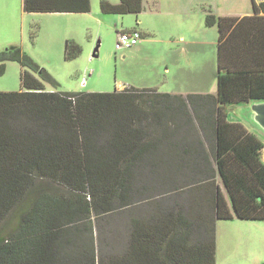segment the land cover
<instances>
[{"label":"trees","instance_id":"16d2710c","mask_svg":"<svg viewBox=\"0 0 264 264\" xmlns=\"http://www.w3.org/2000/svg\"><path fill=\"white\" fill-rule=\"evenodd\" d=\"M145 2L101 10L139 15ZM252 4L206 16L215 94L48 92L59 83L21 47L0 52L2 73L23 69L22 90L0 92V264H217L219 220H264V140L229 114L264 101V1ZM91 10L24 0L26 13ZM82 51L67 41L65 60ZM139 207L149 212L129 215Z\"/></svg>","mask_w":264,"mask_h":264},{"label":"rangeland","instance_id":"374dc122","mask_svg":"<svg viewBox=\"0 0 264 264\" xmlns=\"http://www.w3.org/2000/svg\"><path fill=\"white\" fill-rule=\"evenodd\" d=\"M99 0H93V15L101 13ZM164 12H175L160 23L163 27H174L180 22L181 27L197 32L199 46L177 43L178 52H168L165 29L158 27V34L154 36L153 44L139 45L128 50L127 58H123V51L116 49L117 29L135 26L134 15L117 16L105 15L103 23L92 18L88 26L81 31L77 25L66 22L65 14H21L20 0H0V52L10 46L21 47L38 64L44 67L59 83L55 88L45 82L46 91L112 93L126 88L158 87L160 92L174 93L178 87L199 88V94H215L218 77V28L206 26L208 14H245L252 11V0H160ZM258 1V0H257ZM97 3V4H96ZM144 24L152 27L159 25V20L148 15V4L145 3ZM48 20L43 26L41 18ZM152 17V18H150ZM163 17V16H162ZM165 17V16H164ZM175 17V19H174ZM124 25L119 24L120 20ZM161 19V18H160ZM117 20V21H116ZM119 21V22H118ZM167 21V23H166ZM56 22V23H55ZM178 26V25H177ZM88 28V29H87ZM66 36H75L82 46V53L72 61L65 60V49L62 42ZM187 40H189L187 38ZM101 41L99 57H93L94 51ZM143 46V48H141ZM188 67V72L196 75V80L189 74L184 77L166 73V67H173L175 61ZM5 71L0 66V92H19L22 90V67L17 62H6ZM87 76V77H86ZM200 76V77H199ZM86 77V78H85ZM169 80L167 82L166 80ZM251 106L229 107V114L233 120L241 121L248 128L255 131L263 140L264 133L255 128L249 120ZM264 153V151H263ZM264 159V154H263ZM147 208L133 210L129 215L134 217L147 214ZM129 216V217H130ZM128 217V218H129ZM122 218V217H121ZM125 217V219H128ZM124 219V220H125ZM123 221V220H122ZM121 220L116 225L121 227ZM16 227V223L12 224ZM217 264H264V220H242L234 215L232 220L217 222Z\"/></svg>","mask_w":264,"mask_h":264},{"label":"crops","instance_id":"0c3cea01","mask_svg":"<svg viewBox=\"0 0 264 264\" xmlns=\"http://www.w3.org/2000/svg\"><path fill=\"white\" fill-rule=\"evenodd\" d=\"M20 1H21V14L24 15V14H26V12L24 11V0H20ZM103 1H107V2H109L111 4H114V5H117V4L120 3V0H99L98 2L100 3V6H101V3ZM154 1L155 0H146L145 3L148 4V15L149 16H152V17L154 16L155 20H159V25L158 26H155V27H152V26H149V25H145L144 24V21H143L144 19L139 20V18L141 16L142 17L144 16L143 15V14H145L144 11L141 14H139V15L129 14V15L136 16L135 17V23L136 24H135V26H133L131 28H126V27L125 28H118V25L116 24L117 29H119L117 31V38H118V35L120 33H122V32L139 31L142 34V40L144 42H146L144 44H146V45L147 44H150L151 45V44H153L155 42H158V41H155L154 36H156L158 34V31H159L158 30V27L160 28L163 25V24L161 25L160 23L162 22L163 19L166 20L167 17L169 18L168 20H171L170 19V15L171 16H175V12H170L171 10L168 11V12H164V10H163V4L161 3V1L158 0L157 6H154ZM262 1H264V0H258L257 2L259 3V2H262ZM91 5H93V0H91ZM252 13L253 12L251 11V12H247L245 14H235V15L221 14V15H216V16H240V17H243V16L251 15ZM53 14H65V16H68V17H64L65 18L64 20L66 22H70L71 23L70 25H74V24L77 25L78 26V29L80 31L82 29H85V27H87L88 25H90V20L92 18H94V20L97 21V22L103 23L105 21V18L104 17H101V16L113 15V14H105V13L102 12V10H101V13L99 14V16L98 15H93V10H91L88 13H53ZM117 16H121V15H117ZM123 16H128V15H123ZM152 17H150V18H152ZM41 19H42L41 20V24L43 26L45 25V22L48 21V20H53V21L57 20V19H53V17H51V19H48L47 17H42ZM174 19H175V17H174ZM120 21L121 22L118 21L119 24L124 25V21L122 19ZM166 23H167V21H166ZM177 25L174 24V27H170V28H166V29H165V27L162 26V29H165V31H166L165 32L166 39H165L164 42L168 46V52L169 53L176 54L177 51H179L178 52V55H180L181 50L183 49V47L182 48L179 47L178 50H176L174 47L176 46L177 43L183 44V46H186L183 50L187 49V45L188 44L189 45H194V46H199V44H202L201 42H199L197 40L198 39L197 38V32H194L192 30V31H189V33H187V31L185 30V28L181 27L180 22ZM88 28H89V26H88ZM187 38L189 40H187ZM67 41H74V42H76L78 44L80 43L79 40L75 36H73V37L66 36L65 40L62 42V49H63V51L65 49V44H66ZM137 46H135V47H137ZM141 48H143V46ZM129 50H131V49H129ZM127 51L128 50H124L123 51L124 52V54L122 55L123 58H127V53H126ZM187 69H188L187 66H185L184 64H181L180 62L178 63V60H177V61L174 62L173 67L170 64L167 65V67H166V73L168 75H170V74H172L174 72V77H177L176 75L179 74L181 78L184 77V76H187L189 74V76L191 77V79L194 80L196 78L195 73L188 72ZM166 81L169 82L168 79ZM182 84L184 86L178 87L180 90H176L175 89V90H173V92L176 93V94H182V95L199 94V93H197L199 91L198 90L199 88L188 89V88H186L185 83H182ZM157 88L158 87L143 88V89H157ZM216 92H217V84H216Z\"/></svg>","mask_w":264,"mask_h":264},{"label":"water","instance_id":"95a60500","mask_svg":"<svg viewBox=\"0 0 264 264\" xmlns=\"http://www.w3.org/2000/svg\"><path fill=\"white\" fill-rule=\"evenodd\" d=\"M100 47L101 41L98 42L93 57H99ZM247 106H251L248 119L255 124V128L261 130L264 133V101H255Z\"/></svg>","mask_w":264,"mask_h":264},{"label":"built area","instance_id":"2783aa9c","mask_svg":"<svg viewBox=\"0 0 264 264\" xmlns=\"http://www.w3.org/2000/svg\"><path fill=\"white\" fill-rule=\"evenodd\" d=\"M141 40L142 34L139 31L122 32L118 35L116 49L119 51L132 49L137 46Z\"/></svg>","mask_w":264,"mask_h":264}]
</instances>
